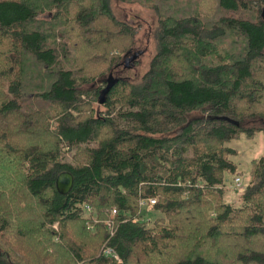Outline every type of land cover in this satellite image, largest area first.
Returning <instances> with one entry per match:
<instances>
[{"label": "trees", "instance_id": "1", "mask_svg": "<svg viewBox=\"0 0 264 264\" xmlns=\"http://www.w3.org/2000/svg\"><path fill=\"white\" fill-rule=\"evenodd\" d=\"M120 1L158 16L138 82L110 0H0V264H264V155L225 198L264 134V0Z\"/></svg>", "mask_w": 264, "mask_h": 264}, {"label": "rangeland", "instance_id": "2", "mask_svg": "<svg viewBox=\"0 0 264 264\" xmlns=\"http://www.w3.org/2000/svg\"><path fill=\"white\" fill-rule=\"evenodd\" d=\"M110 5L114 14L120 20L131 24L137 29L135 44L131 49L132 54L137 53L135 60H129L130 54L124 57L114 69L113 76L126 77L133 82H138L149 69L150 62L157 52L155 37L158 28L157 13L153 8L139 3L110 0ZM126 60H129L127 65ZM230 145L238 151V155L234 156L233 159L237 163L238 169L242 172V174L236 176L241 178L242 186L238 187L235 184V178L229 181L225 186V198L228 201H232L235 205H239L242 189L250 177L251 162L253 159L264 155V134L258 133L253 139L243 137ZM236 188L239 189L235 191ZM146 208L149 209V206ZM55 227H57V224Z\"/></svg>", "mask_w": 264, "mask_h": 264}, {"label": "built area", "instance_id": "3", "mask_svg": "<svg viewBox=\"0 0 264 264\" xmlns=\"http://www.w3.org/2000/svg\"><path fill=\"white\" fill-rule=\"evenodd\" d=\"M235 184L238 186V187H241L242 186V180H241V178L240 177H236L235 178ZM156 198H148V199H142L141 201H140V204L142 205V206H144V207H148V206H151V205H153V204H155L156 203ZM86 209H87V211L88 212H91L92 211V209H91V207L90 206H86ZM117 209L116 208H113V210H112V215H111V217L112 218H114L116 215H117ZM136 220V219H135ZM105 224L111 229V232H112V234H113V231H114V228H113V225H114V221H113V219H108V220H106L105 221ZM90 227H92V226H90ZM103 253H104V255H106V256H111V257H114L115 259H116V261H117V263L118 264H121L122 263V257L119 255V253H118V251L114 248V247H112V246H110V245H106V246H104V248H103Z\"/></svg>", "mask_w": 264, "mask_h": 264}, {"label": "water", "instance_id": "4", "mask_svg": "<svg viewBox=\"0 0 264 264\" xmlns=\"http://www.w3.org/2000/svg\"><path fill=\"white\" fill-rule=\"evenodd\" d=\"M57 189L62 194L70 192L74 186V176L69 171L62 172L56 180Z\"/></svg>", "mask_w": 264, "mask_h": 264}]
</instances>
